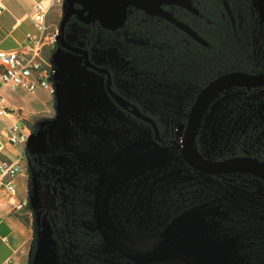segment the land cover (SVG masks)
<instances>
[{
	"label": "rangeland",
	"instance_id": "1",
	"mask_svg": "<svg viewBox=\"0 0 264 264\" xmlns=\"http://www.w3.org/2000/svg\"><path fill=\"white\" fill-rule=\"evenodd\" d=\"M67 2L52 21L61 25ZM74 34L79 44L87 42L75 30L71 39ZM100 46L92 43L95 60L104 55ZM55 61L63 79L50 94L51 110L40 115L45 146L31 159L29 264H140L105 243L94 216L99 181L116 160L139 148L151 150L153 160L125 174L107 202L122 241L147 249L164 234L174 250L163 262L171 264H264V183L245 179L247 185L237 186L198 173L170 142L183 138L204 82L194 81L192 95L172 96L173 89L161 94L155 117L162 141L155 142L154 130L119 109L105 92L104 77L78 55L64 50ZM136 100L154 107L158 99Z\"/></svg>",
	"mask_w": 264,
	"mask_h": 264
},
{
	"label": "flooded vegetation",
	"instance_id": "2",
	"mask_svg": "<svg viewBox=\"0 0 264 264\" xmlns=\"http://www.w3.org/2000/svg\"><path fill=\"white\" fill-rule=\"evenodd\" d=\"M161 7L164 14L129 4L121 25L99 27L96 42L103 46L99 50L104 55L98 60H95L92 46L88 47V37L80 23L72 25L68 32L66 24L69 19L65 24L67 41L86 49L92 62L108 70L112 90L155 119L161 136V140L155 142L162 141L161 127L155 115L160 112L157 105L166 89H173L172 96L183 92L192 95L195 80L204 82V88L226 72L264 71V0H172ZM69 9L70 0L66 13ZM88 16L83 5L74 0L69 18L74 17L81 23L91 22L90 25L100 22L97 17L86 20ZM73 30L83 33L87 42L79 44L76 34L75 39H71L69 35ZM57 46L78 55L83 66L102 75L110 99L123 112L150 126L155 139V129L148 120L139 117L130 104L114 99L107 88L108 75L86 66L82 54L63 47L61 42ZM149 98L158 99L154 107L136 100ZM170 142L175 144L177 141L171 138ZM197 147L204 157L215 160L236 155L264 160V86L232 87L220 93L205 112ZM248 147L253 149L249 151ZM226 175L228 179L221 180L240 182L239 185L234 183L237 186L247 185L243 181L252 179L248 176L258 178L245 173ZM209 176L219 179L220 175Z\"/></svg>",
	"mask_w": 264,
	"mask_h": 264
},
{
	"label": "water",
	"instance_id": "3",
	"mask_svg": "<svg viewBox=\"0 0 264 264\" xmlns=\"http://www.w3.org/2000/svg\"><path fill=\"white\" fill-rule=\"evenodd\" d=\"M73 1L70 0V9L65 14L61 23V34L59 40L63 47L80 53L84 57V63L89 68L108 75L107 88L114 99L119 103H128L135 110L139 117L148 120L155 129V139L161 140L159 127L155 119L140 111L137 106L124 97L116 94L110 86V74L107 69L92 62L86 49L71 45L65 37V24L73 9ZM83 5V11H88L86 18L95 17L105 27H116L123 23L125 10L129 4L143 8L149 12L164 14L161 4L172 0H78ZM264 86V71L251 73L246 71H230L223 73L211 80L198 94L192 106L184 131V138L181 143L176 142L182 152L184 159L196 171L208 175H226L230 173H245L264 180V160L249 155H236L224 159H210L204 157L197 147V137L200 131L205 112L211 102L223 91L232 87H261ZM151 150L130 153L114 162L105 176L99 181L97 193L94 200V216L96 224L105 243L122 256L136 263H157L163 262L173 255V245L166 241L165 235L161 234L154 244L141 249L122 241L114 232L107 215V202L109 195L115 185L130 170L144 166L153 160Z\"/></svg>",
	"mask_w": 264,
	"mask_h": 264
},
{
	"label": "crops",
	"instance_id": "4",
	"mask_svg": "<svg viewBox=\"0 0 264 264\" xmlns=\"http://www.w3.org/2000/svg\"><path fill=\"white\" fill-rule=\"evenodd\" d=\"M40 1L43 0H5V9L0 16L1 50L19 49L26 44L27 33L37 32L30 14ZM59 12V9L53 10L48 20L52 21L53 15L61 17L62 14L60 15ZM63 52L64 50L58 46H49L45 49L44 56L56 63L55 60ZM61 79L63 78L56 75L57 90ZM0 92L5 98L4 103L0 101V108L5 107L8 110L0 115V163L4 160H18L20 163L23 161L24 164H21L25 169L16 177L15 197L10 199L4 189L0 194V264H29L30 245L33 242V231L26 219L29 208L15 209L14 204L24 200L30 202L31 159L29 156L33 157V151H39V148L45 146L42 140L45 137V131L40 128L42 122L32 123L37 129V132L33 134L26 121L34 116L49 113L51 93L43 88L34 92L24 88L14 89L3 86L1 80ZM17 122L27 129L28 141L22 150L9 142V129Z\"/></svg>",
	"mask_w": 264,
	"mask_h": 264
},
{
	"label": "built area",
	"instance_id": "5",
	"mask_svg": "<svg viewBox=\"0 0 264 264\" xmlns=\"http://www.w3.org/2000/svg\"><path fill=\"white\" fill-rule=\"evenodd\" d=\"M65 0H43L35 5L30 18L36 33H27L24 46L14 50L0 49V80L3 86L24 88L31 92L39 88L46 89L51 94L57 91L55 77L57 64L44 56L49 46L60 44L59 35L61 25L48 20L49 14L56 9H63ZM63 7V8H62ZM5 9V0H0V16ZM0 101L5 98L0 92ZM8 112L7 108H0V115ZM28 141L27 129L20 123H14L9 129V142L21 150ZM183 141L181 138L179 143ZM180 148V147H178ZM25 171L18 160H4L0 163V194L4 189L10 199L16 194V177ZM15 209H22L28 201L16 202Z\"/></svg>",
	"mask_w": 264,
	"mask_h": 264
},
{
	"label": "trees",
	"instance_id": "6",
	"mask_svg": "<svg viewBox=\"0 0 264 264\" xmlns=\"http://www.w3.org/2000/svg\"><path fill=\"white\" fill-rule=\"evenodd\" d=\"M79 23H80V27L84 31V32L83 31L82 32L88 37V47H91L92 43L96 42V40H98L97 36H99V34H100V28L99 27H104V26L98 21H97L96 24L94 23L93 25H90L91 22H89V23L88 22L81 23V22H78L74 17H70L68 22H67V24H66V31L67 32H68V30L70 31L72 29V25L79 24ZM43 119L44 118L42 116H34L30 120L26 121L27 125L31 129V133H36L37 132V129L35 128V125L32 124V123L33 122H35V123L41 122ZM139 121H141V120H139ZM29 158L33 159L34 157L29 156ZM31 176H32V174H30V172H29V187H30V183H31ZM242 176L246 177V175H242ZM218 177H219V179H228L227 175H220ZM248 177L252 178L254 180H257L259 182L264 183V181H262V180H260L258 178H255V177H252V176H248ZM230 183L231 184L235 183V184H238V185L240 184V182H230ZM30 204L31 203L28 201V205L26 207L29 208Z\"/></svg>",
	"mask_w": 264,
	"mask_h": 264
},
{
	"label": "bare ground",
	"instance_id": "7",
	"mask_svg": "<svg viewBox=\"0 0 264 264\" xmlns=\"http://www.w3.org/2000/svg\"><path fill=\"white\" fill-rule=\"evenodd\" d=\"M139 151H143V150H141V149L139 148L138 151H136V152H139Z\"/></svg>",
	"mask_w": 264,
	"mask_h": 264
}]
</instances>
